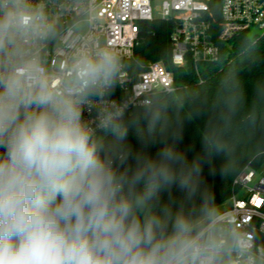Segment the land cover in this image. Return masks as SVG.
<instances>
[{
	"label": "clouds",
	"instance_id": "1",
	"mask_svg": "<svg viewBox=\"0 0 264 264\" xmlns=\"http://www.w3.org/2000/svg\"><path fill=\"white\" fill-rule=\"evenodd\" d=\"M98 18L86 14L81 41L53 70L42 50L57 29L44 3L0 0V264H264L259 237L201 181L202 160L230 149L245 107L247 119L264 114V81L249 100L235 73L221 78L204 157L189 161L178 145L192 113L146 105L126 119L128 107L107 102L123 64L92 38ZM85 110L95 111V127ZM130 128L138 150L126 142ZM173 187L182 199L162 203Z\"/></svg>",
	"mask_w": 264,
	"mask_h": 264
},
{
	"label": "built area",
	"instance_id": "2",
	"mask_svg": "<svg viewBox=\"0 0 264 264\" xmlns=\"http://www.w3.org/2000/svg\"><path fill=\"white\" fill-rule=\"evenodd\" d=\"M34 3H44L57 29L56 38L42 50L53 70L67 62L71 50L82 39L77 26L88 12L96 10L99 18L91 22V36L117 50L123 64L118 84L107 102L128 107L126 115L134 108L151 104L158 94L170 92L175 86L174 74L162 60L149 61L142 70H134L135 49L141 42L145 21L169 22L170 61L178 66L193 63L197 71L200 64L217 61L222 45L247 34L253 25L264 29V0H34ZM212 5L219 7L217 29ZM95 106L101 107L100 102ZM83 118L95 127V111L85 110ZM101 133L104 132L98 130L103 137ZM234 184L236 189L221 206L239 218L241 227H250V235L258 236L257 244L264 247V168L247 165Z\"/></svg>",
	"mask_w": 264,
	"mask_h": 264
},
{
	"label": "trees",
	"instance_id": "3",
	"mask_svg": "<svg viewBox=\"0 0 264 264\" xmlns=\"http://www.w3.org/2000/svg\"><path fill=\"white\" fill-rule=\"evenodd\" d=\"M217 16L214 29L218 28L220 19L219 7L212 5ZM171 24L165 20L145 21L141 31V42L135 49L133 64L135 71H140L149 61L162 60L174 74V89L158 94L149 105H166L167 115L173 116L177 111L192 113V119L185 121L184 139L178 145L185 152L189 161L203 158L202 134L209 124L215 125L217 114L210 101L213 98L218 82L229 72L235 73L247 91L251 100L254 86L264 81V33L249 38L246 33L235 37L229 44H223L221 54L215 62H204L197 71L193 63L186 66L173 65L170 61L169 35ZM144 106L134 108L126 119H131ZM247 106L234 122L227 139L230 149L218 155L202 160V187L210 191L216 202L223 205L236 189L235 178L248 165L259 169L264 163V114L254 119H247ZM199 113V115H197ZM113 137L104 132L103 142L111 143ZM126 142L134 150L140 148L136 130L130 128ZM160 145L148 149L155 156ZM230 170L223 174L222 169ZM181 193L176 187L160 193L161 202L169 199L179 201Z\"/></svg>",
	"mask_w": 264,
	"mask_h": 264
},
{
	"label": "rangeland",
	"instance_id": "4",
	"mask_svg": "<svg viewBox=\"0 0 264 264\" xmlns=\"http://www.w3.org/2000/svg\"><path fill=\"white\" fill-rule=\"evenodd\" d=\"M262 33H264V29L263 28H259L258 26L256 25H253L248 31H247V34L250 36V37H253L255 38L256 36L258 35H261ZM104 134V133H101V135ZM262 168H264V165L261 166Z\"/></svg>",
	"mask_w": 264,
	"mask_h": 264
}]
</instances>
